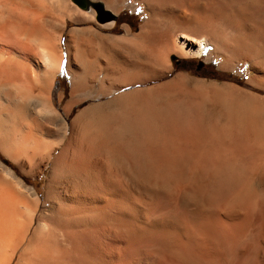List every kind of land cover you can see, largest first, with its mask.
Listing matches in <instances>:
<instances>
[{
  "label": "bare ground",
  "instance_id": "obj_1",
  "mask_svg": "<svg viewBox=\"0 0 264 264\" xmlns=\"http://www.w3.org/2000/svg\"><path fill=\"white\" fill-rule=\"evenodd\" d=\"M136 1L118 36L90 0H0V264H264V0ZM68 23L99 29L66 34L61 112ZM207 47L247 82L175 72Z\"/></svg>",
  "mask_w": 264,
  "mask_h": 264
},
{
  "label": "rangeland",
  "instance_id": "obj_2",
  "mask_svg": "<svg viewBox=\"0 0 264 264\" xmlns=\"http://www.w3.org/2000/svg\"><path fill=\"white\" fill-rule=\"evenodd\" d=\"M89 1V0H87ZM96 9V6L101 5L100 7L103 8V11L99 12L96 9V18L98 20V23L106 24L108 25V22L115 21V27L116 29L113 30L112 35H118V36H125L126 29L122 25H131L132 27H136L139 29L140 25L143 24L144 20L149 16V11L147 10V7L144 3H140L136 0H125L123 5L119 8V12L112 13L111 11L105 9L104 5L99 0H90ZM114 17L111 19H107V16ZM94 26V28L99 29V27L96 24H90L87 23L85 25H74L73 23H68L65 26L64 30V37L62 36L59 40V43L61 45V49H63L62 52V59L61 64L59 67L58 75L53 80V88H52V95H53V102L58 106V110L62 112L63 107L66 105L68 100L70 99V90H71V77L68 74L66 70V50H65V37L68 31L71 29L76 30H83L88 29ZM83 28V29H82ZM136 29V30H137ZM104 35H111L110 28L102 30ZM109 32V33H108ZM212 51L211 47H207L203 51V55L200 58H196L193 60V58L186 60L182 58L172 57L173 63L175 67V72H185L189 74L190 76L194 78H207V80H213V81H221V82H231L232 80H236L235 82H239V86H242L245 82H247L249 78V74L247 73V66L235 69L233 71L224 70L221 69L222 65V58L220 57H213L210 55ZM240 67V66H238ZM174 72V73H175ZM226 80V81H224ZM241 84V85H240ZM60 94H64V98L61 103L58 102V97ZM81 109V107L74 108L73 111L69 115V119L73 118L78 110ZM17 168V167H15ZM21 173V171H20ZM49 174V168H47L40 176V178H29L21 173L23 178L21 179L25 180L26 184L28 186H34L38 194L45 198V185H46V179Z\"/></svg>",
  "mask_w": 264,
  "mask_h": 264
},
{
  "label": "trees",
  "instance_id": "obj_3",
  "mask_svg": "<svg viewBox=\"0 0 264 264\" xmlns=\"http://www.w3.org/2000/svg\"><path fill=\"white\" fill-rule=\"evenodd\" d=\"M96 9H97V11H98V13L99 12H101V11H103V8L102 7H100V6H96ZM111 18H114V17H112V16H107V19L109 20V19H111ZM130 27L132 28V30H136L137 28L136 27H132L131 25H130ZM175 68V67H174ZM232 81H236V80H232Z\"/></svg>",
  "mask_w": 264,
  "mask_h": 264
},
{
  "label": "flooded vegetation",
  "instance_id": "obj_4",
  "mask_svg": "<svg viewBox=\"0 0 264 264\" xmlns=\"http://www.w3.org/2000/svg\"><path fill=\"white\" fill-rule=\"evenodd\" d=\"M127 24V23H126Z\"/></svg>",
  "mask_w": 264,
  "mask_h": 264
}]
</instances>
